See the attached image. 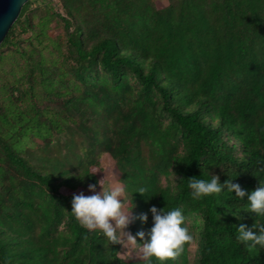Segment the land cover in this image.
Segmentation results:
<instances>
[{"label":"trees","instance_id":"16d2710c","mask_svg":"<svg viewBox=\"0 0 264 264\" xmlns=\"http://www.w3.org/2000/svg\"><path fill=\"white\" fill-rule=\"evenodd\" d=\"M33 5L0 44V264H161L139 244L121 256V243L71 212L74 194L100 191L104 153L130 186L133 214H149L129 226L134 235L150 238L152 205L184 209L193 240L164 264H191L193 241V264H264V249L236 239L241 223L264 217L234 194L194 199L187 180L218 174L249 193L264 180V0ZM63 133L66 163L36 167L25 148ZM138 185L153 196L132 195Z\"/></svg>","mask_w":264,"mask_h":264},{"label":"clouds","instance_id":"9594fccd","mask_svg":"<svg viewBox=\"0 0 264 264\" xmlns=\"http://www.w3.org/2000/svg\"><path fill=\"white\" fill-rule=\"evenodd\" d=\"M100 169L107 172L106 177L99 181L103 185L102 191H95L97 185L90 184L89 188L93 190V194L86 195L80 192L73 195L71 212L76 220L90 230H100V234L111 243L139 244L146 257L155 258L161 264L169 258L179 257L185 251V246L193 240V234L186 223L184 209L178 206L169 208L167 205L165 208H159L157 205H152L150 211L154 223L148 234L150 238H146L144 231H139L134 235L128 230L129 226L137 218L147 222L148 212L141 213L139 217L135 216L132 212L134 206H130L127 196L130 186L123 183L115 174L109 179L108 166L98 167L95 172ZM261 171L264 172V169ZM94 173L89 172L81 176ZM204 175L187 179L194 199L202 200L207 196H215L219 200L225 193L234 194L240 201H246L240 209L258 214V218L264 217V180L260 179L259 187L249 193L232 178L221 182L218 174H210V178H204ZM238 175H231V177L235 178ZM150 191L149 186L138 185L132 189V195L139 192L151 198L153 195H150ZM245 197H247L246 200ZM240 209H234V214L239 216ZM137 236L143 239V243L137 241ZM236 239L244 243L250 251H256L258 248L264 249V222L257 219L252 226L241 223L237 228ZM149 264H152L151 260Z\"/></svg>","mask_w":264,"mask_h":264},{"label":"rangeland","instance_id":"374dc122","mask_svg":"<svg viewBox=\"0 0 264 264\" xmlns=\"http://www.w3.org/2000/svg\"><path fill=\"white\" fill-rule=\"evenodd\" d=\"M32 4L36 5L37 3L42 2L43 0H31ZM55 2L59 0H54ZM161 2L163 5H168L171 0H158ZM33 5V6H34ZM54 26V25H53ZM53 35L59 34V33H64L63 28L61 25H56L52 30H51ZM128 79L134 88L140 87V83L137 80V78L134 76L132 71L127 70L126 72ZM53 105H56L57 107L63 106L62 103L56 102ZM163 119L165 121L169 120L168 116H163ZM68 133H63L60 135H57L53 141V145L46 148L44 146L37 147L34 146V149L30 148H25L26 153L28 155L29 160L38 168L41 169H52L57 166L64 165L66 163V159L64 153L68 151V148L66 146V141L68 138ZM77 140H80L81 137L79 135L74 136ZM31 141V140H30ZM33 143L41 144V141L38 139H32ZM61 161V162H60ZM108 166L110 176L109 179L112 178V175L115 174L116 177L118 178V174L115 170V161L114 159L107 153H104L102 157L100 158V167ZM107 175V172L103 169H101V175H100V180L104 179ZM103 190V185L100 184V191ZM123 199V197H121ZM129 230V229H128ZM137 249V245H131L127 242L121 243V251L120 254L121 256L125 258H130L134 254V252ZM196 249V242L193 241L192 244L190 245V261L191 264H193V258H194V251Z\"/></svg>","mask_w":264,"mask_h":264},{"label":"water","instance_id":"95a60500","mask_svg":"<svg viewBox=\"0 0 264 264\" xmlns=\"http://www.w3.org/2000/svg\"><path fill=\"white\" fill-rule=\"evenodd\" d=\"M28 0H0V44Z\"/></svg>","mask_w":264,"mask_h":264}]
</instances>
